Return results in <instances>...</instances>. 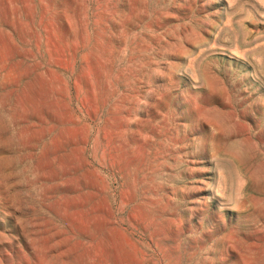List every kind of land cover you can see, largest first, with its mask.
<instances>
[{
	"label": "rangeland",
	"instance_id": "obj_1",
	"mask_svg": "<svg viewBox=\"0 0 264 264\" xmlns=\"http://www.w3.org/2000/svg\"><path fill=\"white\" fill-rule=\"evenodd\" d=\"M0 264H264V0H0Z\"/></svg>",
	"mask_w": 264,
	"mask_h": 264
}]
</instances>
